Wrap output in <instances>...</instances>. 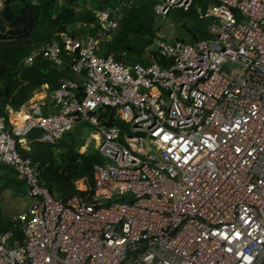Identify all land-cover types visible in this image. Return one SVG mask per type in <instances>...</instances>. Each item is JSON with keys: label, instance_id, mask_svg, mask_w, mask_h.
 Instances as JSON below:
<instances>
[{"label": "built area", "instance_id": "built-area-1", "mask_svg": "<svg viewBox=\"0 0 264 264\" xmlns=\"http://www.w3.org/2000/svg\"><path fill=\"white\" fill-rule=\"evenodd\" d=\"M196 1H155L160 17L195 6L210 20L195 43L154 36L144 53L164 66L98 55L97 36L66 33L25 58L81 78L25 100L16 122L0 114V162L30 199L21 242L0 232V264H264V0ZM94 17L111 38V10ZM77 122L102 161L84 194L56 198L16 144L34 128L55 143Z\"/></svg>", "mask_w": 264, "mask_h": 264}, {"label": "trees", "instance_id": "trees-1", "mask_svg": "<svg viewBox=\"0 0 264 264\" xmlns=\"http://www.w3.org/2000/svg\"><path fill=\"white\" fill-rule=\"evenodd\" d=\"M0 1V114L6 119L44 85H47L49 94L61 80L79 81L81 78L67 62L57 65L41 55H37L31 63L25 62L28 55L46 43L58 40L61 33L75 37L97 36L98 55L112 54L117 61L142 64H149L152 58L161 66L170 60L156 51H152L153 57L144 53L145 46L154 36L190 43L212 36L208 32L210 20L202 17L195 6L188 11L171 9L160 17L154 10L156 0ZM207 2L197 0L196 4L205 6ZM104 8L111 10V17L118 23V29L109 39L97 27L90 26L95 20V11ZM163 20L173 24L172 31L164 35L160 33V22ZM71 26L77 27L74 29ZM109 123L122 125L120 120L112 119ZM69 133L68 130L57 142L48 143L39 140L41 129L34 128L25 136L27 147L19 142L16 144L22 156L38 162L40 179L52 196L62 199L84 194L75 183L84 180L91 187L92 164L102 161L97 152H78ZM6 190L25 194L26 186L10 165L0 162V196ZM6 230L13 232L12 244L21 242L17 217L14 219L5 213L0 201V232Z\"/></svg>", "mask_w": 264, "mask_h": 264}, {"label": "rangeland", "instance_id": "rangeland-1", "mask_svg": "<svg viewBox=\"0 0 264 264\" xmlns=\"http://www.w3.org/2000/svg\"><path fill=\"white\" fill-rule=\"evenodd\" d=\"M173 24L170 21L163 20L160 22V33L164 35L167 32H171L173 29ZM76 28L77 26H71ZM70 27V28H71ZM74 124L70 130V136L76 142L77 146L84 144L86 141L90 144L91 147L95 146V142L90 138V133L92 128L85 123ZM1 205H3V211L14 219L17 217V214L21 210H25L29 203L30 199L26 194H14L11 191H3L0 196Z\"/></svg>", "mask_w": 264, "mask_h": 264}, {"label": "crops", "instance_id": "crops-1", "mask_svg": "<svg viewBox=\"0 0 264 264\" xmlns=\"http://www.w3.org/2000/svg\"><path fill=\"white\" fill-rule=\"evenodd\" d=\"M72 81H75V80H72ZM47 88L46 86L42 87V89L38 92H35V94L33 96L35 97H38V98H41L42 100L44 101H48V96H47ZM48 109V108H47ZM18 119V116L15 114V113H10L9 114V120L12 121V122H16ZM77 123H81V122H77ZM77 123H74L76 125H78ZM73 124V125H74ZM73 127V126H72ZM71 130V129H70ZM69 130V131H70ZM91 138V136H90ZM92 139V138H91ZM93 140V139H92ZM94 141V140H93ZM95 142V141H94ZM24 146H28L26 144V141L24 142ZM74 147L76 148V150L80 153H84V154H87V153H92V152H97L96 149H95V146L91 147L90 144L88 143V141H86L84 144L80 145V146H77L76 142L74 141ZM98 153V152H97ZM100 156V155H99ZM101 157V156H100ZM93 174V172H92ZM76 186L79 190H81L82 188H85V187H88L87 184L84 182V180H80V181H77L76 183ZM26 194V193H25ZM21 211H24V210H21ZM20 211V212H21Z\"/></svg>", "mask_w": 264, "mask_h": 264}]
</instances>
